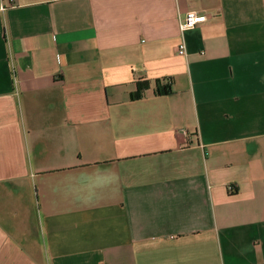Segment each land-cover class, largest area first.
<instances>
[{"label":"crops","instance_id":"0c3cea01","mask_svg":"<svg viewBox=\"0 0 264 264\" xmlns=\"http://www.w3.org/2000/svg\"><path fill=\"white\" fill-rule=\"evenodd\" d=\"M0 264H264V0H0Z\"/></svg>","mask_w":264,"mask_h":264},{"label":"built area","instance_id":"2783aa9c","mask_svg":"<svg viewBox=\"0 0 264 264\" xmlns=\"http://www.w3.org/2000/svg\"><path fill=\"white\" fill-rule=\"evenodd\" d=\"M206 21H207L206 15L197 14V13L191 11V12H188L185 14L184 18L182 19V21L180 23L179 28H180V31L183 33V32L197 28L198 26L204 24ZM177 54L180 56L185 55V45L183 42H181V44L179 45V47L177 49ZM229 192L233 193L234 188L229 187Z\"/></svg>","mask_w":264,"mask_h":264},{"label":"trees","instance_id":"16d2710c","mask_svg":"<svg viewBox=\"0 0 264 264\" xmlns=\"http://www.w3.org/2000/svg\"><path fill=\"white\" fill-rule=\"evenodd\" d=\"M148 84L137 83V89L134 93H131L129 98L131 101H137L141 99L143 93L147 90ZM155 94L159 97L169 96L172 94L171 83L167 81L165 84H161L160 81H156Z\"/></svg>","mask_w":264,"mask_h":264}]
</instances>
